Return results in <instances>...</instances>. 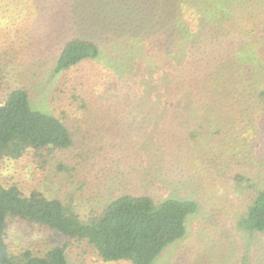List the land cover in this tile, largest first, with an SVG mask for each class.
<instances>
[{
    "label": "rangeland",
    "instance_id": "rangeland-1",
    "mask_svg": "<svg viewBox=\"0 0 264 264\" xmlns=\"http://www.w3.org/2000/svg\"><path fill=\"white\" fill-rule=\"evenodd\" d=\"M88 1L0 0V105L25 90L32 108L58 118L73 138L66 150L5 160L0 181L60 199L83 220L125 195L191 201L197 209L185 236L153 264H264V232L244 225L264 191V107L164 108L155 88L164 55L149 54L134 32L108 30L97 42ZM82 15L89 19L79 22ZM77 37L96 41L102 58L57 73L64 44ZM193 63L204 73L212 65ZM7 236L15 254L68 243L69 264H131L105 263L87 242L17 219Z\"/></svg>",
    "mask_w": 264,
    "mask_h": 264
},
{
    "label": "trees",
    "instance_id": "trees-1",
    "mask_svg": "<svg viewBox=\"0 0 264 264\" xmlns=\"http://www.w3.org/2000/svg\"><path fill=\"white\" fill-rule=\"evenodd\" d=\"M88 2L95 10L91 20L98 28L97 42L108 30L116 37L117 31L134 32L131 36L140 37L149 54L164 55L162 69L156 67L155 74L156 94L164 108H229L237 102L247 109H254L257 102L264 107V0ZM79 17L89 19L78 16L79 22ZM97 42L70 39L59 55L56 72L102 58ZM194 59H210L211 69L204 73L201 64L194 67ZM72 145L66 126L53 115L34 110L25 90L12 91L0 105V165ZM196 209L191 201L156 204L149 197L125 195L112 200L101 214L83 220L60 199L37 190L26 194L18 185L0 181V264H69L68 243L39 255L29 250L12 253L7 229L16 219L45 227L57 239L85 241L105 263L153 264L168 245L185 236L186 220ZM244 225L248 231L264 232V191Z\"/></svg>",
    "mask_w": 264,
    "mask_h": 264
}]
</instances>
